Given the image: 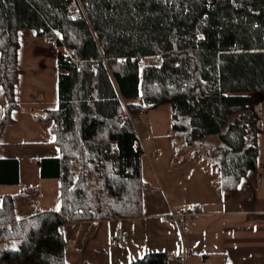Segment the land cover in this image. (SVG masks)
<instances>
[{
    "label": "trees",
    "instance_id": "16d2710c",
    "mask_svg": "<svg viewBox=\"0 0 264 264\" xmlns=\"http://www.w3.org/2000/svg\"><path fill=\"white\" fill-rule=\"evenodd\" d=\"M22 28L75 51L60 56L59 105L41 116L53 121L60 148L48 174L61 178L62 205L18 218L17 204L35 206L39 189L5 195L0 243L18 246L0 251V264H66L63 225L142 217L135 121L160 105H171L172 130L187 146L205 147L223 192L257 169L252 93L264 94V0H0V136L19 108ZM151 56L158 65L145 62ZM1 181H18V160L0 158ZM168 263L166 253L149 252L130 264Z\"/></svg>",
    "mask_w": 264,
    "mask_h": 264
},
{
    "label": "crops",
    "instance_id": "0c3cea01",
    "mask_svg": "<svg viewBox=\"0 0 264 264\" xmlns=\"http://www.w3.org/2000/svg\"><path fill=\"white\" fill-rule=\"evenodd\" d=\"M19 39L15 89L19 108L12 111L14 119L0 136V158L18 160V181L0 182V205L5 195L17 196L37 187L35 206L17 204L18 218H26L59 210L62 205L61 178L48 174V161L60 157V148L55 143L53 121L41 116L59 105L58 62L66 51L33 28L20 29ZM252 97L261 122L258 167L230 193L221 189L219 171L205 147L198 143L187 146L182 138L185 152H175L170 104L142 115L147 119L140 127L137 119L135 127L144 148L141 173L148 186L142 194L143 215L63 225L66 264H130L149 252L166 253L168 264H264V94L255 91ZM129 102L144 104L140 98ZM6 106L7 96L0 85V120ZM193 204H199L201 210L191 222L190 232L181 234L176 222L163 219L171 207L190 208ZM120 229L127 233L115 242Z\"/></svg>",
    "mask_w": 264,
    "mask_h": 264
},
{
    "label": "built area",
    "instance_id": "2783aa9c",
    "mask_svg": "<svg viewBox=\"0 0 264 264\" xmlns=\"http://www.w3.org/2000/svg\"><path fill=\"white\" fill-rule=\"evenodd\" d=\"M56 43V41L54 40ZM66 53L70 56H73L75 51L73 49H66ZM141 65H144V62H141ZM148 186L144 185L143 189H147ZM151 189L155 190V188ZM201 207L199 204H193L190 208H175L171 207L170 210L164 214L163 219L165 221H174L178 225V228L181 234H185L191 231V222L195 219V216L200 212ZM126 230H118L114 236L113 241L117 242L119 237L123 234H126Z\"/></svg>",
    "mask_w": 264,
    "mask_h": 264
},
{
    "label": "rangeland",
    "instance_id": "374dc122",
    "mask_svg": "<svg viewBox=\"0 0 264 264\" xmlns=\"http://www.w3.org/2000/svg\"><path fill=\"white\" fill-rule=\"evenodd\" d=\"M60 36V35H59ZM65 49V48H64ZM65 51H67L66 49H65ZM149 58V57H148ZM151 63L152 64H156V65H158V63L160 62V57H158V56H154V58H152L151 60ZM150 61H148L147 60V58L145 59V62L146 63H149ZM146 117L145 116H143V117H141L140 119H138L137 121H136V124H137V126L138 127H140V126H142L143 124H145V121H146V119H145ZM172 136V135H171ZM173 137V139H174V148H175V152L177 153V154H183L184 152H185V148L180 144V140H183L182 139V137L178 134V133H176V132H174V135L172 136ZM142 145V144H141ZM143 147V146H142ZM208 148V147H207ZM144 149V148H143ZM196 152H197V150H196ZM198 153V152H197ZM148 158V157H147ZM18 246V244H17V242H15V241H13L12 243H0V251H2L4 248H6V247H12V248H16Z\"/></svg>",
    "mask_w": 264,
    "mask_h": 264
},
{
    "label": "bare ground",
    "instance_id": "6f19581e",
    "mask_svg": "<svg viewBox=\"0 0 264 264\" xmlns=\"http://www.w3.org/2000/svg\"><path fill=\"white\" fill-rule=\"evenodd\" d=\"M68 54V53H67ZM75 54V53H74ZM69 55V54H68ZM70 56V55H69ZM141 64V63H140Z\"/></svg>",
    "mask_w": 264,
    "mask_h": 264
}]
</instances>
